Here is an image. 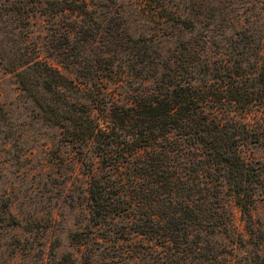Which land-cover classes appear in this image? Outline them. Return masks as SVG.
Segmentation results:
<instances>
[{"label":"trees","instance_id":"16d2710c","mask_svg":"<svg viewBox=\"0 0 264 264\" xmlns=\"http://www.w3.org/2000/svg\"><path fill=\"white\" fill-rule=\"evenodd\" d=\"M238 31L218 58L127 34L108 55L52 63L33 42L17 57L20 88L87 164L78 253L59 264H264V171L242 152L264 131L245 118L264 107V60Z\"/></svg>","mask_w":264,"mask_h":264},{"label":"rangeland","instance_id":"374dc122","mask_svg":"<svg viewBox=\"0 0 264 264\" xmlns=\"http://www.w3.org/2000/svg\"><path fill=\"white\" fill-rule=\"evenodd\" d=\"M161 1L0 0V264H59L67 251L77 254L68 234L87 215V164L17 80V57L31 55L33 42L52 63L108 55L110 41L125 34L153 36L164 49L189 39L218 58L237 48L238 30L249 29L264 60V0ZM245 118L264 123V107ZM246 145L243 154L264 171V131ZM252 213L264 232V197Z\"/></svg>","mask_w":264,"mask_h":264}]
</instances>
